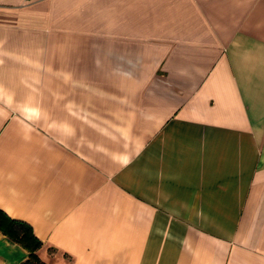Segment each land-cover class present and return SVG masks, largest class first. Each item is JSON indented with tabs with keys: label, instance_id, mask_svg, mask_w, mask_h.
I'll list each match as a JSON object with an SVG mask.
<instances>
[{
	"label": "crops",
	"instance_id": "crops-1",
	"mask_svg": "<svg viewBox=\"0 0 264 264\" xmlns=\"http://www.w3.org/2000/svg\"><path fill=\"white\" fill-rule=\"evenodd\" d=\"M0 210L45 264H264V0H0Z\"/></svg>",
	"mask_w": 264,
	"mask_h": 264
},
{
	"label": "trees",
	"instance_id": "trees-1",
	"mask_svg": "<svg viewBox=\"0 0 264 264\" xmlns=\"http://www.w3.org/2000/svg\"><path fill=\"white\" fill-rule=\"evenodd\" d=\"M0 231L29 252V258L24 264H45L37 253L43 244L28 224L13 220L0 210Z\"/></svg>",
	"mask_w": 264,
	"mask_h": 264
}]
</instances>
